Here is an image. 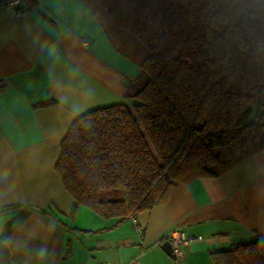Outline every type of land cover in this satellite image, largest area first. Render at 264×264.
Instances as JSON below:
<instances>
[{
    "label": "crops",
    "instance_id": "obj_1",
    "mask_svg": "<svg viewBox=\"0 0 264 264\" xmlns=\"http://www.w3.org/2000/svg\"><path fill=\"white\" fill-rule=\"evenodd\" d=\"M7 1L0 264H175L161 248L175 228L202 237L182 246L179 264H214L213 250L264 237V150L220 176L174 185L164 203L122 220L77 206L56 169L61 142L87 111L131 103L149 51L99 0ZM45 100L55 103L38 106Z\"/></svg>",
    "mask_w": 264,
    "mask_h": 264
},
{
    "label": "trees",
    "instance_id": "obj_2",
    "mask_svg": "<svg viewBox=\"0 0 264 264\" xmlns=\"http://www.w3.org/2000/svg\"><path fill=\"white\" fill-rule=\"evenodd\" d=\"M99 1L149 55L130 104L87 111L61 142L77 206L122 220L264 150V0ZM211 256L264 264V237Z\"/></svg>",
    "mask_w": 264,
    "mask_h": 264
},
{
    "label": "built area",
    "instance_id": "obj_3",
    "mask_svg": "<svg viewBox=\"0 0 264 264\" xmlns=\"http://www.w3.org/2000/svg\"><path fill=\"white\" fill-rule=\"evenodd\" d=\"M20 3H21V0H10L6 5L10 8H15ZM139 231L141 232L140 228H139ZM167 239L170 240V242L172 243L173 249L176 252V254L179 257H182L184 254L182 246L189 244L192 241L200 240L202 239V237L201 236L197 238L191 237L188 234H186L184 231H181L178 228H175L171 230L170 233L167 235Z\"/></svg>",
    "mask_w": 264,
    "mask_h": 264
},
{
    "label": "water",
    "instance_id": "obj_4",
    "mask_svg": "<svg viewBox=\"0 0 264 264\" xmlns=\"http://www.w3.org/2000/svg\"><path fill=\"white\" fill-rule=\"evenodd\" d=\"M161 248L166 252V254H168V256L174 261L175 264H179L180 258L174 251L170 240L163 242Z\"/></svg>",
    "mask_w": 264,
    "mask_h": 264
}]
</instances>
